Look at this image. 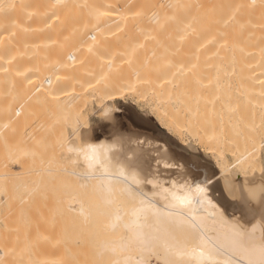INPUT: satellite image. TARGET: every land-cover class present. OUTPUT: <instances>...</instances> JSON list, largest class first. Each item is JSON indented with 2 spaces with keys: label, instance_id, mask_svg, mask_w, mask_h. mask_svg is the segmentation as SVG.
<instances>
[{
  "label": "bare ground",
  "instance_id": "1",
  "mask_svg": "<svg viewBox=\"0 0 264 264\" xmlns=\"http://www.w3.org/2000/svg\"><path fill=\"white\" fill-rule=\"evenodd\" d=\"M183 42L195 49L178 51ZM263 46L264 0H0V264H163L149 238L165 233L186 251L211 248L214 264H261L232 234L255 225L256 244L264 240V178L247 176L257 147H228L232 162L222 163L217 104L226 68L264 106ZM126 97L149 102L158 126L120 111L114 102ZM92 103L108 115L101 129L87 124ZM95 161L104 183L84 185L77 174ZM121 168L141 181L143 205L109 184ZM135 225L149 242L129 243Z\"/></svg>",
  "mask_w": 264,
  "mask_h": 264
},
{
  "label": "rangeland",
  "instance_id": "2",
  "mask_svg": "<svg viewBox=\"0 0 264 264\" xmlns=\"http://www.w3.org/2000/svg\"><path fill=\"white\" fill-rule=\"evenodd\" d=\"M172 45L174 44H171V46ZM177 45L173 46L172 49L177 50L178 48L177 49L175 48L178 47L180 43L178 46ZM181 45L182 47H180ZM181 45L179 46L180 47L179 49L181 50H178V51H182L184 46H186V50L184 51H188V49L192 47H193L192 50L195 49L194 45L191 47L189 43H188L189 46L187 45V43L185 45L184 42ZM231 49L232 48H228L227 50L231 51ZM260 51H262V53L259 55V59L261 62L259 63V65L262 64L264 67V55H263L264 46L261 48ZM139 60L140 59H138L137 62L135 61V63H140ZM231 62L233 63V61H230L229 63ZM234 64H230L229 66H235L236 64L235 65ZM225 65H227V63ZM239 85L240 84L237 83L236 79L235 78L233 79L231 77L228 69L225 68L222 70L221 81L219 82L220 89H219L218 104H217L218 128L220 132V138L222 141V145L223 147H225V149H223L224 154H223L222 159L225 158L226 160L225 159L222 160V163L224 164L225 161H228L225 163V165L226 164L228 165L230 164V162H232L231 160L232 152L228 149V147L236 149L238 147L237 144L240 143L243 148H249L250 143L254 141L255 142L254 145H256L257 147L256 150L258 152V154L254 153L258 156L257 157L255 155V157L257 158L255 160L256 169L254 168L252 171H249L247 176L249 178H253V176L255 177L257 176V174H260V177L262 176L264 178V140H263L264 139V106L260 105V103H256V102L252 103V102L247 101L244 98ZM110 103L111 102H108V104ZM114 104L116 105L118 104L117 106H120V109H121L120 111L125 110L129 115H132V116L136 114L135 116L140 117L144 120H148L152 124L158 126V122L156 121V118L152 114L153 106L149 102L144 101V100H138V99L135 100L132 97H126L123 100H116ZM100 106L103 107L104 104L99 105L98 107L95 103H92L91 105L88 106L86 116H88L87 124L89 125L90 128L101 129L103 124L106 122V118L108 115L103 113ZM117 114L122 115L121 113H117ZM121 120L126 121V119L124 118H121ZM178 139L181 142H183L185 147H187L188 149L191 147L193 149L190 148V150H193V151L200 150L199 144L188 134H183L179 136ZM261 142L263 143L261 144ZM5 146H6V139H5L4 133L0 130V152H2L5 149ZM206 159L210 161L208 157H206ZM233 169L234 168H232V170ZM234 171L239 172V170L237 169H234ZM253 172L255 173V175ZM261 187L262 186H259L258 188H261ZM251 190L254 191V189L252 188ZM248 192H249V189H248ZM231 195H233L231 197L233 199H237L238 197V195L235 192H233V194ZM19 196H17L19 199L18 201L16 197V200H15L16 203H20L21 199L19 198ZM251 201L253 202V199H251ZM4 203H5L4 191L0 189V211L1 213L4 212L5 210V207H3L5 206ZM1 207H3V210L1 209Z\"/></svg>",
  "mask_w": 264,
  "mask_h": 264
},
{
  "label": "snow or ice",
  "instance_id": "3",
  "mask_svg": "<svg viewBox=\"0 0 264 264\" xmlns=\"http://www.w3.org/2000/svg\"><path fill=\"white\" fill-rule=\"evenodd\" d=\"M72 149H69L71 151ZM75 163V161H73ZM99 161H95L88 164V169L85 170L82 173L77 174V178L83 182L84 185H89L93 181L97 182V185L104 183V180L96 175L94 168L95 164H99ZM130 164H133V162H129ZM134 166V165H133ZM167 166V165H166ZM101 167H104L105 171H107L106 164H101ZM212 175H215L213 173ZM120 177H124L123 181H120ZM130 180V183L128 182ZM212 176H208L205 180V183L211 184ZM123 184L122 187L119 188V192L122 195L127 196L131 200H138L141 205H143V197L144 193L139 191V186L141 181L138 180L135 176V174H132L131 176H126L124 173L123 168L120 169L118 174L112 178V181L109 182L111 185L112 182ZM145 183L153 184V181L146 180ZM155 186V185H153ZM165 192L167 190L165 189ZM196 192L203 195L206 193V189L203 186L197 185ZM260 193L262 196H264V188L260 189ZM107 194L109 197H113L115 195L114 190L111 186L107 188ZM250 196L252 198H255L256 193L253 190H250ZM173 199H178L181 204L190 203L191 201L188 198L180 199L179 197H176L173 195ZM142 209H135L133 211L134 215H138L139 211ZM117 219H120L119 216L116 217ZM158 221H163L168 224H174L177 227L181 226L184 221L180 220L179 217H173L171 214H168L167 216L161 217L159 214H157ZM129 230L133 233V236L129 243L135 242L138 244H144L149 242L145 238V234L143 232V226L142 225H135V226H128ZM190 228L195 229V224H190ZM255 232V225L252 226L251 230L243 228L239 224L232 225V234L234 237H236L241 242H246L250 247H253L259 251V254L262 257L261 264H264V240H262L259 244H256L252 233ZM166 236L169 237V239H161L159 236H152L149 239L153 242L154 246H158L163 251V264H179V261L176 259L179 256L184 255H198L201 259V264H214L213 262V255H212V249L211 248H202L199 250V252H196L195 249H192L191 251H186L185 246L179 244L178 242H175V238L171 237L170 233H165ZM169 240L173 242H169ZM123 247H127V244H125ZM111 251L113 253H116L118 251L117 248H112ZM116 264H119V262H116ZM127 264V262H125Z\"/></svg>",
  "mask_w": 264,
  "mask_h": 264
}]
</instances>
